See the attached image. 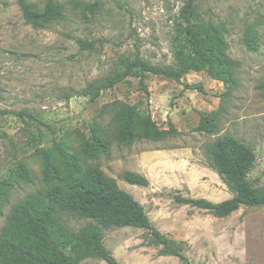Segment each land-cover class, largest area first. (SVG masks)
<instances>
[{
    "label": "rangeland",
    "instance_id": "374dc122",
    "mask_svg": "<svg viewBox=\"0 0 264 264\" xmlns=\"http://www.w3.org/2000/svg\"><path fill=\"white\" fill-rule=\"evenodd\" d=\"M46 1L0 0V182L11 184L0 197V231L11 207L43 188L40 151L62 142L142 203L156 228L181 242L190 263L264 264L263 206H241L216 218L174 199L180 195L218 202L231 196L206 164L209 144L222 134L253 148L255 164L248 177L264 185V0L193 1L194 21L226 29L227 54L236 64L233 87L204 71H189L180 83L146 74L147 94L138 78L129 76L100 89L93 100L95 88L136 56L174 65L186 0H52L62 5L64 19L35 29L24 21L21 3L40 10ZM87 3L92 10L84 7ZM246 27L255 32L254 51L243 44ZM184 84H200L205 93ZM223 93L228 95L218 115V133L197 131L199 112L218 108ZM117 104L136 107L162 129L170 121L176 133L157 141L136 137L129 145L120 143L114 138ZM21 111L25 115H17ZM91 126L108 142L106 156L82 158L80 145ZM19 163L32 182L18 177ZM125 170L143 174L148 185L127 183L121 176ZM63 219L71 230L90 222ZM101 232L105 247L122 264H180L177 257L159 255L145 244L142 229L109 227ZM81 264L106 263L88 258Z\"/></svg>",
    "mask_w": 264,
    "mask_h": 264
},
{
    "label": "trees",
    "instance_id": "16d2710c",
    "mask_svg": "<svg viewBox=\"0 0 264 264\" xmlns=\"http://www.w3.org/2000/svg\"><path fill=\"white\" fill-rule=\"evenodd\" d=\"M194 0H186L181 9L184 21L183 36L174 51L173 66L148 63L138 56L121 70L99 84L98 91L111 88L129 76L137 77L139 88L148 93L144 84L146 74L162 76L177 83L189 71H204L210 78L231 88L236 84V64L227 54L224 39L226 29L208 21L193 20ZM92 10L93 4H84ZM24 21L33 28L45 27L62 21V5L47 0L42 9L36 10L21 3ZM249 51L258 46L255 32L246 27L242 37ZM91 46V42H80ZM184 88L205 93L200 84H184ZM227 93L219 98L218 108L199 112L196 130L206 134H217L218 115L222 112ZM114 115L118 126L114 138L124 144H131L136 137L157 141L176 133L172 122L167 129L160 128L150 115H141L132 105L117 104ZM17 115L23 116L25 112ZM82 158L106 156L108 142L102 133L91 126L80 145ZM42 189L28 195L14 204L0 231V264H80L86 258L103 260L106 264H122L105 247L102 229L109 227H133L144 231L143 240L148 246L157 248L163 256H174L180 264H192L183 253L180 241L159 231L148 217L142 204L130 193L120 189L112 177L107 176L97 165L84 163L75 152L62 142H53L39 153ZM206 164L220 178L231 196L214 202L206 198L176 195L175 202L201 209L216 218H224L241 206L264 207V185H257L258 179L250 180L249 172L255 164V153L251 146L230 134L217 136L208 146ZM16 174L25 182H32L26 167L16 165ZM122 179L129 184L147 186L148 179L141 173L125 170ZM6 181L0 182V197L10 188ZM63 216L88 219L89 223L77 230H71Z\"/></svg>",
    "mask_w": 264,
    "mask_h": 264
},
{
    "label": "crops",
    "instance_id": "0c3cea01",
    "mask_svg": "<svg viewBox=\"0 0 264 264\" xmlns=\"http://www.w3.org/2000/svg\"><path fill=\"white\" fill-rule=\"evenodd\" d=\"M142 204V203H141ZM142 206H143V204H142ZM144 207V206H143ZM145 209V208H144ZM149 217V216H148ZM150 218V217H149ZM151 220V219H150ZM152 221V220H151ZM153 222V221H152ZM154 224V223H153ZM155 225V224H154ZM86 259H88V258H86ZM85 260V259H84ZM82 262V261H81ZM81 262H80V264H81Z\"/></svg>",
    "mask_w": 264,
    "mask_h": 264
}]
</instances>
